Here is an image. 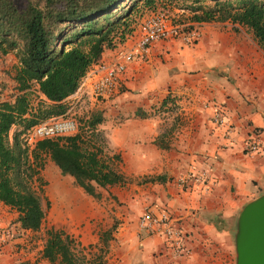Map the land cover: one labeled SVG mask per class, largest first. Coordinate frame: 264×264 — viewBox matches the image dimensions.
I'll return each mask as SVG.
<instances>
[{
    "label": "crops",
    "instance_id": "crops-1",
    "mask_svg": "<svg viewBox=\"0 0 264 264\" xmlns=\"http://www.w3.org/2000/svg\"><path fill=\"white\" fill-rule=\"evenodd\" d=\"M172 12L179 17L183 11ZM198 25L195 43L158 42L146 61L130 63L114 99L86 96L77 105L78 113H101L97 131L105 138L106 155L117 156L111 165L124 184L97 188L99 198H94L44 156L39 178L51 229L73 239L76 254L87 262L102 254L107 264H235L238 214L264 192V48L246 28ZM132 35L115 40L100 60L111 62L118 49L134 43L135 23ZM93 81H85L89 89ZM217 111L227 127L213 122ZM255 136L261 146L249 154L245 145ZM201 172L209 177L206 185L178 186L180 178ZM157 177L161 180L149 181ZM0 209L14 212L2 203ZM145 211L170 215L184 234L182 257L171 254L163 234L139 232L138 218ZM37 264H49L42 251Z\"/></svg>",
    "mask_w": 264,
    "mask_h": 264
},
{
    "label": "trees",
    "instance_id": "trees-1",
    "mask_svg": "<svg viewBox=\"0 0 264 264\" xmlns=\"http://www.w3.org/2000/svg\"><path fill=\"white\" fill-rule=\"evenodd\" d=\"M157 0H0V54L12 53L18 64L13 80L17 94L0 102V203L17 217L19 232H38L45 219L43 182L39 178L44 156L70 176L94 198L97 188L122 185L105 153L106 142L97 131L102 122L92 112L74 135L26 145L24 134L51 117L67 110L64 100L76 93L89 68L132 32L133 15ZM188 12L196 24L228 23L235 30L246 28L264 48V0H170ZM33 87L48 102L32 108ZM17 127L12 141L9 134ZM117 160V156L111 157ZM160 177L149 181H160ZM42 258L49 264H107L102 254L87 262L75 252V242L62 230L49 229Z\"/></svg>",
    "mask_w": 264,
    "mask_h": 264
},
{
    "label": "built area",
    "instance_id": "built-area-1",
    "mask_svg": "<svg viewBox=\"0 0 264 264\" xmlns=\"http://www.w3.org/2000/svg\"><path fill=\"white\" fill-rule=\"evenodd\" d=\"M135 25L138 28L139 36L134 40V43L130 47L118 49L113 61L99 60L93 64L86 77L82 79L75 93V98L67 104V110L63 115L48 118L27 130L24 134V141L28 147L33 148L38 141L53 140L76 134L79 130L76 117L77 105L86 96L91 97L94 101L112 100L118 96L122 86L121 77L126 72L128 65L134 60L146 61L154 44L178 39L182 43L190 45L198 41L200 37L198 24L189 21L174 23L168 10L164 9H155L150 14L142 15ZM131 36H133L132 32L126 36L123 42L131 39ZM88 78H94L90 89L85 84ZM31 93L38 100H45V97L36 87L31 90ZM213 122L219 127H227L221 111L215 112ZM260 146V140L256 136L249 139L245 145L249 154L256 153ZM208 179L209 177L205 172L192 174L190 177L180 178L178 186L184 189L190 181L206 185L205 182ZM205 190L207 191L208 188L206 187ZM137 227L139 232L146 236L163 234L171 254L178 258L184 255V234L174 226L167 212L154 214L145 211L139 216ZM13 234L12 229L3 227L0 223V248L10 244L13 240Z\"/></svg>",
    "mask_w": 264,
    "mask_h": 264
},
{
    "label": "rangeland",
    "instance_id": "rangeland-1",
    "mask_svg": "<svg viewBox=\"0 0 264 264\" xmlns=\"http://www.w3.org/2000/svg\"><path fill=\"white\" fill-rule=\"evenodd\" d=\"M170 0H157L156 5L151 9H147L148 12H143L144 9L138 11L135 15H133V23L141 17L142 15L150 14L155 9H164L168 10L169 16L174 23H183L187 22L188 12H182L177 17V14H173V10H179L169 2ZM182 11V10H179ZM18 68L17 60L12 53L9 55H1L0 54V102L2 101H12L17 94V86L13 80V76L15 74L16 69ZM32 93L29 95L30 104L32 108H34V104H39L40 101L37 100ZM33 104H32V103ZM91 112L81 114L78 113V109H76V117L79 123V130L82 127L83 121L86 119L87 115ZM78 130V131H79ZM17 131V127H13L9 134V141H12L14 133ZM110 163H112V156H108ZM42 202L45 211V219L41 229L34 236L28 235L25 232H19L14 228V221L17 217L16 213L10 210H1L0 209V223L3 227H8L13 230V240L6 247L11 246V250L7 249L6 251L0 248V264H37L39 260V254L41 253L45 240L47 238L46 233L49 229L53 228L51 226V221L48 217L49 203L47 201V197L45 196V192H42ZM17 242V244H14ZM5 251V252H4ZM80 252L77 253V255ZM7 256V257H4ZM79 257H83L78 255Z\"/></svg>",
    "mask_w": 264,
    "mask_h": 264
},
{
    "label": "water",
    "instance_id": "water-1",
    "mask_svg": "<svg viewBox=\"0 0 264 264\" xmlns=\"http://www.w3.org/2000/svg\"><path fill=\"white\" fill-rule=\"evenodd\" d=\"M233 243L235 264H264V192L242 207Z\"/></svg>",
    "mask_w": 264,
    "mask_h": 264
}]
</instances>
